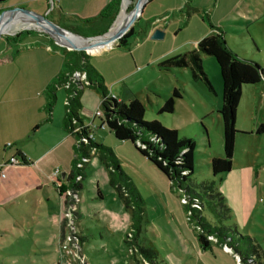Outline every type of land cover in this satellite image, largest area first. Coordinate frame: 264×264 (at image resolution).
Segmentation results:
<instances>
[{"label": "rangeland", "instance_id": "1", "mask_svg": "<svg viewBox=\"0 0 264 264\" xmlns=\"http://www.w3.org/2000/svg\"><path fill=\"white\" fill-rule=\"evenodd\" d=\"M92 1L65 0L73 6L75 11L74 13L71 11L73 15L87 17L95 12L92 11ZM137 1L120 0L115 21L123 10L127 17ZM217 1H184L182 17H175L178 15L176 10L165 22L159 20L160 26L164 27V30H161L165 34L162 39H151L152 33L148 36L142 34L135 36L130 40V48H126L125 52L131 51L137 44H142L144 49L147 48L146 55L149 50L148 45L152 48L153 44H160L162 48L166 44L165 47L169 53H173L176 48H181L183 51L195 48L196 45L192 43L193 34H196L201 26L208 30V23L215 11L213 6ZM54 2L51 4L50 0L47 2L45 0H0V7L2 11L11 7L30 9L54 21L57 12L55 7L57 2ZM71 19L77 20L72 16ZM115 21L111 29L117 28ZM30 22L37 25L32 19ZM139 22L140 26L146 24L144 15ZM148 22L151 23L150 20ZM62 24L59 26L68 29L73 27ZM78 24L82 26L83 22L78 20ZM34 25L6 28L0 35V51L5 48L4 39L7 37L29 35L44 39L45 42L51 39L52 41L47 43L48 47L58 48L64 52L65 47L58 46L44 30ZM158 26H155L154 30L158 29ZM89 27L82 26L77 32L89 36L104 28L101 23L93 25L90 29ZM175 27L180 28L181 33L174 34L172 28ZM116 43L117 41L110 43L109 47L102 52ZM38 45L47 47L42 42ZM123 53L124 50H113L107 52L106 57L108 54L115 57L127 55ZM87 55L92 66L101 60L98 57H91L93 56L91 53ZM200 57L202 70L212 84V90H208L203 80L192 79L191 70L185 68L160 70L156 63L151 66H142L135 73L142 69L147 73L142 72L133 77L136 79L138 75L141 76L140 79L134 80L136 82L133 84V89L142 87L139 96L145 109L144 121L156 119L158 112L156 104L161 101L159 95L164 89L175 88L180 93L181 102L177 101L176 104L174 102L175 111L171 116L168 115L162 119L161 123L166 124L165 127L176 130L179 137L186 134L184 137L195 142L194 174L191 179L197 182L211 178L208 164L210 158L223 156V128L220 115L217 114L222 90L220 72L214 57L201 54ZM2 59L4 60L3 57ZM113 84L107 76L106 88L111 90ZM58 93L61 98L55 102L60 109H63L61 99L64 92L59 90ZM253 106L252 108L249 96L245 94L236 110L237 130H240L239 127H250L256 120L255 105ZM81 111L84 116L90 118L88 111L84 108ZM262 115L264 116V109ZM97 124V121L89 124L90 128L92 127L91 130ZM200 127L206 131L207 141L200 139L198 133ZM94 134L92 140L97 145L111 148L118 157L125 174L132 179L145 201L144 209L147 216L145 217L144 210L139 232L136 236L131 234L133 230L131 215L125 210L116 192L110 188L107 168L97 159L94 149L87 148L89 155L84 157L86 161L85 169L83 167L84 177L81 173L83 178L81 181H83L80 192H78L79 189H71L67 191L68 194H65L64 198L58 199L53 194L54 190L51 189L48 199L42 191L38 192L34 188L24 187L21 192L20 189H15V193L5 188L4 195L7 198L4 197V208H0V264H227L217 250L230 257L228 262L230 264H246L230 247L218 243L212 236L207 235V239L212 243L210 250L207 249L204 252L199 248L197 235L203 232V228L192 217L191 207H195L196 211L211 225L234 224L242 236H248L254 245L259 246L258 254L252 258V261L248 260L247 264H264V134L258 136L255 133L248 136L237 134L230 173L214 178L218 191L225 197L226 204L231 209L232 219L225 221H218L216 216L210 213L207 209L210 203L208 204L205 198L201 197L198 200L195 198V201L190 203L182 192L173 188L169 182L166 188L158 187L142 174L143 168L140 165L133 164L126 157L120 149L122 142L117 141L107 129L101 128ZM86 145L88 146V143ZM75 153L80 156L79 152ZM4 184L1 187H5ZM97 191L101 194V198L98 197ZM141 249L156 251L155 259L152 262L146 259ZM206 253L209 259L204 257Z\"/></svg>", "mask_w": 264, "mask_h": 264}, {"label": "crops", "instance_id": "2", "mask_svg": "<svg viewBox=\"0 0 264 264\" xmlns=\"http://www.w3.org/2000/svg\"><path fill=\"white\" fill-rule=\"evenodd\" d=\"M45 1L47 2V0ZM55 1L57 2L55 6L57 12L53 22L64 23V25L66 24L74 27L78 25V20L90 18L99 14L109 0H93L91 3L92 11L95 12L89 17L85 15L78 16L77 14L73 15L75 12L73 6L66 3L65 0ZM184 1L187 2V0H149L146 5H144L143 12L138 22L134 25L133 34L127 39L125 46L114 44L110 49L102 52L109 47L108 45L103 49L91 53L93 55L91 57H98L101 59L95 62L97 65L95 64L93 66L102 76L104 83L107 76L108 80L114 83L111 86V90L108 89L110 96H113L118 101H127L130 95H134L142 101L139 96V91L142 90V87L133 89V84L136 82L134 80L140 79L141 76L138 75L136 79H133V77L136 74L142 72L146 74L147 72H144L143 69L138 73L135 72L140 70L142 66H151L154 65V63L159 64L161 61L171 56L190 55L191 52L196 51L198 41L211 32L209 27L207 30L201 26L192 37V43L196 46L189 51L176 48L173 53H169V50L165 47L166 44L163 48L160 44H153L152 48L151 45H148L149 50L146 55L147 48L144 49L142 44H137L131 51H127L128 53L125 52L126 48H130V40L133 37L140 36L141 34L143 36H148L152 33L155 26L161 25V21L159 20L165 22L176 10L178 11V15H175V17H182V4ZM86 6H88V4ZM213 8H215V11L210 21H208L215 25L216 28L223 31L224 38L230 46V49L240 57L255 61L258 65L264 67V0H218ZM0 10H3L2 7H0ZM71 11H73V13ZM142 15L146 18V24L144 23L140 26L139 21ZM160 15L163 16L161 18L157 17ZM71 16L77 18V20L71 19ZM148 20H150L151 23H149ZM159 26L158 28L160 30H164V27ZM172 31L177 35L181 33L182 30L175 27L174 29L172 28ZM4 42L5 48L0 51V164L5 162L9 156L12 155L17 157L21 156L24 162L21 161L19 165L9 168L6 172V178L0 179V208H4V190L6 189L10 192L20 189L21 192L24 187L34 188L37 189L38 192L42 191L48 199L49 193L51 189H53L54 193H52L54 196H57L58 199L64 198L67 191L62 195L59 192V188L67 185L66 176L73 170V159L76 157V151L74 149L75 138L63 128V117L65 113L64 103L66 99L65 90L59 88L56 91L57 98H55V101L58 102L61 98L58 91L63 90L64 95L61 99V106L63 109H60L55 102L52 112L49 114L46 108L48 94L45 92V88L47 84L52 81L53 77L58 75L62 70L65 55L58 48L55 49L53 47V49L52 47H48V42H45L44 39L33 38L29 35L19 36L11 40H4ZM39 42H42L47 47L44 48L42 45H38ZM113 50H124V53L127 55L115 57L108 54L106 57L107 52ZM88 62L90 63L89 59ZM182 68L190 70L186 67ZM159 69L163 70L160 67ZM175 69H178V67H171L168 70ZM194 80H200V78ZM172 90L164 89L163 93L159 95L161 101L156 104L157 109L165 102L166 97ZM245 91L248 92L245 93ZM245 94L249 96L252 108L254 107L253 105H255L256 120L253 121L250 127H239L240 130L235 134V138L237 134L241 136H248L254 133L256 136L262 135L257 134L256 129L259 124L264 123V116L262 115L264 109V80L252 85L242 86L237 110ZM100 100L99 94L96 93L94 89L83 87L79 99L81 107L78 111V116L82 123L88 127H90L89 124L97 121L98 124L94 129L91 130V128H89V132L93 136L97 130L99 131L101 129L99 127V118L94 116L95 111L100 109ZM177 101L180 103L181 98H178L175 104ZM83 108L90 113V118L84 116L81 111ZM168 115L171 116L172 114H157L156 120L161 123V120L168 117ZM37 125L39 126L34 128ZM163 125L167 126L166 124ZM205 132L203 128H199L198 133L200 134V139L207 141ZM185 135L186 134H184V136ZM117 141L122 142L123 145L120 149L126 154V157L133 164L140 165V167L143 168L142 174L152 180L158 187H167L168 180L163 173L147 160L145 156L140 154L133 143L126 142L125 140ZM7 142L11 143L10 147L6 146ZM208 144L207 142V145ZM56 169H59V175L53 177L52 172ZM83 171L82 174L84 177ZM230 171L225 174H229ZM5 180H7L6 183ZM2 184H4L5 187H1ZM80 190L81 188L78 192H80ZM97 195L101 198L99 191H97ZM5 198H7V196ZM144 202L143 204H145ZM146 216L147 213L145 210V217ZM207 249H202V251L205 252ZM217 252L219 256H222L225 263L230 264L228 263L230 262V257H228V255L220 250H217ZM204 257L208 258V254L206 253Z\"/></svg>", "mask_w": 264, "mask_h": 264}, {"label": "trees", "instance_id": "3", "mask_svg": "<svg viewBox=\"0 0 264 264\" xmlns=\"http://www.w3.org/2000/svg\"><path fill=\"white\" fill-rule=\"evenodd\" d=\"M119 7L120 0H109L99 14L90 18L80 19L83 22L82 26H87V28L89 26L92 28L97 23H101L104 26L102 31L99 30L92 35L87 36L86 34L77 32L82 28L79 24L72 27V29L62 28L79 36L92 37L102 35L112 24L116 14L119 12ZM59 24L63 25L61 23ZM134 25L117 41V45H126L127 39L133 34ZM208 27L211 32L198 41L196 51L191 52L188 56H171L161 61L158 66L163 70H168L171 67L189 68L192 79L200 78V80L204 81L208 90H212L213 86L202 70L200 54L215 58L222 84L221 104L219 105L218 114L220 115L223 128V156L220 158L211 157L210 161H208L212 174L211 178L200 182L192 181L191 179V176L194 174L193 160L194 148L196 146L192 139L184 136L179 137L176 130L163 126L156 119L144 121L145 109L137 97L130 95L127 101H118L113 96H110L102 76L88 62L89 55L82 50H67L63 48L65 60L62 70L58 75L53 77L52 81L45 88V92L48 94L46 108L50 114L55 103L56 91L59 88H63L66 92L63 128L75 138L74 149L80 153V156L77 154L74 157L73 170L66 176L67 185L59 188L60 194L63 195L68 190H78L81 188V182L75 180V175L78 171L75 168V164L79 157L89 155L87 148H92L97 155V159L108 170L107 174L110 187L116 192L118 198L122 200L125 210L131 215V228L133 229L131 234L136 236L140 230L144 211V200L139 195L135 184L125 174V171L118 163L116 155L112 152L111 148L100 144L97 145L91 139H89L88 146L78 141L82 135L87 136L89 134L90 128L85 126L78 116V111L81 107L79 99L82 89L85 86L94 89L99 94L101 98L100 110L102 112L99 117L100 124H104L105 128H107L115 139L133 143L140 154L154 164L163 173L170 185L182 192V195L190 203L195 201V198L198 200L203 197L207 200L208 204L210 203L207 209L211 214L216 216L218 221L232 219L231 209L227 206L225 197L218 191L214 178L218 175L228 173L231 170V162L235 148V134L238 133L235 127L236 110L239 104L242 86L263 81L264 67L258 65L255 61L247 60L237 55L227 44L223 31L211 23H208ZM27 33L30 34L29 32ZM18 37L19 35H14L4 40H11ZM51 41L49 39L47 42ZM76 71L85 73L84 82H80L72 77V74ZM67 83L69 85L65 87ZM179 97L180 93L174 88L158 109L157 114H172L174 111V102ZM77 127H80V132L74 131ZM256 133H264V123L258 125ZM137 142L141 144L137 146ZM18 158L24 162L21 156H18ZM191 210L192 217L203 228V232L197 235V241L201 246L200 248L210 249L212 247V243L207 239V235H209L217 239L218 243L230 247L246 264L248 260L252 261V258L258 254L259 246L254 245L252 239L248 236H242L234 224L229 226H224V224L211 225L204 219L205 217L196 211L195 207H191ZM140 251L151 262L156 257V251L151 249H141Z\"/></svg>", "mask_w": 264, "mask_h": 264}, {"label": "water", "instance_id": "4", "mask_svg": "<svg viewBox=\"0 0 264 264\" xmlns=\"http://www.w3.org/2000/svg\"><path fill=\"white\" fill-rule=\"evenodd\" d=\"M148 1L149 0H138L136 2V4L133 6L132 10L129 11V14L127 15L126 19L119 25V27L117 29H114L111 33L109 32V29L112 28V25H113L117 15L114 18L111 26L107 29V31L104 34H102V35L100 34V35L92 36V37L79 36V35L73 34L71 31L62 28L57 23L49 20L44 14L35 13L34 11H30V9H25V8L11 7L9 9H7V10H4V11L0 12V23H3V18H4L5 13L10 12V11L21 12V13L26 14L27 16H29L30 19H32V20L43 22L45 27H46V29L48 30L45 33L50 38H52L54 40V42L56 44H58V46L65 47L68 50H82V51H85L86 54H88L87 53L88 49L96 48V47H103V46H106V45H108L110 43H113L114 41L115 42L118 41L123 36V34L128 29H130L133 26L135 21L142 14L144 5H146V3ZM11 19H13V18H11V17L7 18V20H11ZM51 26H55L56 28H58V30L64 31V32H66L68 34H71L72 36H76V37H79V38H82V39L90 40V39L100 38V37L103 38V39L100 40L99 42H96L94 45H89V47L83 46V47H80V48H76V47H72V46H67L65 44L60 43L58 38L51 34V32H50V27ZM163 35H164L163 32L161 30H159V28H158V29L153 30V32L151 34V39H158L159 40V39L163 38Z\"/></svg>", "mask_w": 264, "mask_h": 264}, {"label": "bare ground", "instance_id": "5", "mask_svg": "<svg viewBox=\"0 0 264 264\" xmlns=\"http://www.w3.org/2000/svg\"><path fill=\"white\" fill-rule=\"evenodd\" d=\"M122 7L124 9L125 7L124 4ZM125 15L126 13L123 10L122 14L118 16L117 20L115 21V25H117V28L126 19ZM8 17H11L13 19L7 20ZM34 22L37 23V25H34L33 23H31L30 17L21 12H16V11L7 12L4 15L3 23H0V35H2V33L4 32L6 28L8 27L11 28V26H15V28H19L23 26H33L34 25L37 28L44 30V32L48 31L43 22L36 21V20H34ZM117 28H114V29H117ZM114 29H109V32L111 33ZM50 32L52 35L58 38L60 43L65 44L67 46L76 47V48H80L83 46L89 47V45H94L96 42H99L100 40L103 39L100 37V38H94V39L87 40V39H82L76 36L72 37L66 32L58 30V28H56L55 26L50 27ZM108 45L103 46V47H96V48L88 49L87 53L89 54L99 49H103L107 47Z\"/></svg>", "mask_w": 264, "mask_h": 264}, {"label": "built area", "instance_id": "6", "mask_svg": "<svg viewBox=\"0 0 264 264\" xmlns=\"http://www.w3.org/2000/svg\"><path fill=\"white\" fill-rule=\"evenodd\" d=\"M54 1L55 0H50V3L51 4H54ZM53 8V7H52ZM72 77L74 79H77L78 81L80 82H84L85 81V73L84 72H80V71H76L72 74ZM73 82V80H72ZM69 85V83L65 84V87H67ZM102 114L101 110L100 109H97L95 111V114L94 116L96 117H100ZM100 128H105V125L104 124H100L99 126ZM80 127H77L74 129L75 132H80L79 130ZM92 128V127H91ZM93 138V135L89 132V134L87 136H81L79 138V142H82L83 145H86L87 143H89V139L92 140ZM141 143L140 142H137V146L140 145ZM6 146L10 147L11 146V143L10 142H7L6 143ZM86 159L84 157H81L78 159L77 163L75 164V168L78 170L77 171V174L75 175V180L77 182H80L82 178V171H83V167H84V163H85ZM21 163V160L15 156V155H12V156H9V158L0 164V179H4L6 178V172L9 168H12V167H15L17 165H19ZM52 175L53 177H57L59 175V169H56V170H53L52 172ZM68 194V193H67Z\"/></svg>", "mask_w": 264, "mask_h": 264}]
</instances>
